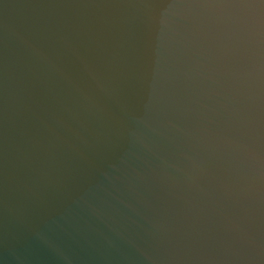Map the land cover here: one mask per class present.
<instances>
[{
	"label": "water",
	"instance_id": "95a60500",
	"mask_svg": "<svg viewBox=\"0 0 264 264\" xmlns=\"http://www.w3.org/2000/svg\"><path fill=\"white\" fill-rule=\"evenodd\" d=\"M0 264H264V0H0Z\"/></svg>",
	"mask_w": 264,
	"mask_h": 264
}]
</instances>
